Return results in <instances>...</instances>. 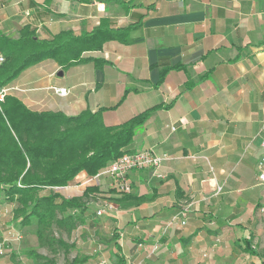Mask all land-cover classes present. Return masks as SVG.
Returning <instances> with one entry per match:
<instances>
[{"label": "crops", "instance_id": "obj_1", "mask_svg": "<svg viewBox=\"0 0 264 264\" xmlns=\"http://www.w3.org/2000/svg\"><path fill=\"white\" fill-rule=\"evenodd\" d=\"M130 2L126 10L116 1L0 0V30L13 37L27 24L51 38L65 29L90 31L101 17L114 27L139 22L132 43L111 40L86 54L108 60L102 68L74 65L61 80L55 77L61 67L45 60L24 70L9 92L33 110L69 116L116 105L103 111L106 125L162 105L135 135L138 150L163 157L157 171L130 173L132 192L146 200L121 207L105 193L110 199L99 200L115 207L86 222L117 228L113 264L119 245L125 264H264V187L257 180L264 153V0ZM163 68L170 69L156 85ZM89 177L79 174L61 193L112 188L108 176L86 183Z\"/></svg>", "mask_w": 264, "mask_h": 264}, {"label": "trees", "instance_id": "obj_2", "mask_svg": "<svg viewBox=\"0 0 264 264\" xmlns=\"http://www.w3.org/2000/svg\"><path fill=\"white\" fill-rule=\"evenodd\" d=\"M102 1H116L126 10L133 6L130 0ZM138 24L114 27L109 18L101 17L90 31L77 34L65 29L51 38L39 37L36 28L29 24L20 27L16 37L0 30V53L5 57L0 64V90L9 88L24 70L49 59L61 70L86 62L102 68L108 60L86 54L100 51L111 40L132 43L131 32ZM169 69L161 70L156 85L163 81ZM127 92L128 89L125 94ZM115 107L84 110L69 116L62 111L33 110L9 91L0 100V207L6 203L16 204L11 209V221L36 226L40 246L54 251L68 250L69 245L55 236L54 228L71 234L78 224L86 223L90 204L99 198L111 197L121 207L146 200L145 196H137L132 191L119 193L110 188L102 192L98 186H87L82 195L71 197L54 189L75 184L81 173L97 175L123 154L136 152V133L162 105L152 106L119 124H104L103 111ZM68 210L73 212L65 214ZM247 243L246 249L253 250L252 240ZM117 249L118 264H125L120 245ZM25 257L35 264H56L54 259L32 250L26 251ZM74 262L77 260L72 264Z\"/></svg>", "mask_w": 264, "mask_h": 264}, {"label": "rangeland", "instance_id": "obj_3", "mask_svg": "<svg viewBox=\"0 0 264 264\" xmlns=\"http://www.w3.org/2000/svg\"><path fill=\"white\" fill-rule=\"evenodd\" d=\"M55 77L61 80L63 78L61 75H55ZM69 81L70 79L67 82ZM58 191L62 192L63 190L58 189ZM104 203L103 200H98L90 204L86 222L94 220L93 217L97 215L98 210L103 207ZM15 205L6 203L0 207V241L6 236L10 239L8 252L0 257V264H35L34 261L25 257L28 250L54 259L56 264H72L75 259L77 260V262H74L75 264H100L101 262L113 264L111 251L115 247L113 240L116 238L117 232L115 233V231L117 228H114L112 224L106 223L101 229L92 228L91 223L78 224L71 234H68L64 229L55 227V236L61 237L69 245V248L68 250L58 248L54 251L40 246L36 226L19 225L18 221L14 223L11 221V209ZM72 212L73 210H68L65 214ZM261 242L264 243V239ZM81 259H86V261L80 262ZM40 261L38 260V262Z\"/></svg>", "mask_w": 264, "mask_h": 264}, {"label": "built area", "instance_id": "obj_4", "mask_svg": "<svg viewBox=\"0 0 264 264\" xmlns=\"http://www.w3.org/2000/svg\"><path fill=\"white\" fill-rule=\"evenodd\" d=\"M5 60V57L0 53V64ZM56 92L65 95L67 94L66 87L55 88ZM9 91V88H3L0 90V100L3 99L5 93ZM261 146L264 148V139L261 142ZM163 157L157 154L152 149H140L134 153H126L119 158L110 162L103 170H101L97 175L90 176L85 180L86 183H91L97 180L100 176H108L111 179V186L119 193H129L132 191V182L130 179V173L135 169H146L150 168L157 171L162 164ZM257 180L261 186L264 187V153L260 157L257 163ZM58 191L60 187H55ZM220 191L221 187H217ZM115 207L112 201H107L104 203L103 207L97 212L98 216L103 215L107 210H111ZM7 210V208H6ZM8 211V210H7ZM259 212L264 214V195L261 206L259 207ZM177 218L174 217L170 222L171 225ZM185 220L182 224H185ZM9 237L6 236L0 241V257L8 252ZM100 264H104L101 262Z\"/></svg>", "mask_w": 264, "mask_h": 264}, {"label": "water", "instance_id": "obj_5", "mask_svg": "<svg viewBox=\"0 0 264 264\" xmlns=\"http://www.w3.org/2000/svg\"><path fill=\"white\" fill-rule=\"evenodd\" d=\"M58 75H61V76H62V75H63V71H62V70L59 71V72H58Z\"/></svg>", "mask_w": 264, "mask_h": 264}]
</instances>
